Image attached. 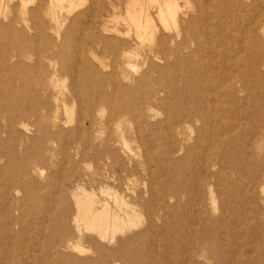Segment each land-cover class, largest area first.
I'll list each match as a JSON object with an SVG mask.
<instances>
[{
	"label": "rangeland",
	"instance_id": "1",
	"mask_svg": "<svg viewBox=\"0 0 264 264\" xmlns=\"http://www.w3.org/2000/svg\"><path fill=\"white\" fill-rule=\"evenodd\" d=\"M129 1L0 12V264H264V0H177L214 28L180 58L155 5L156 43L128 33Z\"/></svg>",
	"mask_w": 264,
	"mask_h": 264
},
{
	"label": "bare ground",
	"instance_id": "2",
	"mask_svg": "<svg viewBox=\"0 0 264 264\" xmlns=\"http://www.w3.org/2000/svg\"><path fill=\"white\" fill-rule=\"evenodd\" d=\"M9 1H11V0H0V12H3V10L5 8H8L7 6L9 5L8 4ZM65 1L69 2L71 4L73 2V0H50V2H51L50 3V9L52 10V16H53V19H54V27L56 29L59 28L60 20L58 19V17H57L55 12H56V10L58 8L62 9L64 7V2ZM146 1L147 2H144L143 0H130L128 2V4H127V16L125 18V22H126V25L128 27L127 30H128L129 34H130V32H133L135 37H136L135 39H137V40H139L141 42L148 41L152 45H154L156 43V39L155 38H156V32L158 31V24L156 23L154 17L150 14V11H149V7H151L152 5H155L156 8H157V16H158L157 18H158V21L160 23L161 28H163L165 30L172 29V30L175 31V35L174 36H170V40H171L172 44L175 45V49L170 51V53H172L173 55H175V56L180 58V56L182 54V49L183 50L184 49L185 50L188 49L190 41H194V42L197 43V45L199 46L198 47V53H201L203 51L200 48V44L201 43L198 41V39L201 37V35H204L206 33L208 34V37L211 39V34L214 32V28H212V26H213L212 25V21L209 20L210 14H211V13H209V11H206V14L202 15V16L200 15V16H197V17H193V16L190 17V18L188 17L190 22H186V21H182L181 18L179 17V10H178L179 4H178L177 0H146ZM24 2H23V4H25ZM150 4H152V5L150 6ZM217 13H219V11ZM191 22L193 24L196 23V22L201 23L202 24V28H203L202 29V33L203 34H200V35L197 34L198 31L196 30L190 35L189 31H190V23ZM253 22L255 23L256 20L253 19ZM254 23H253V25H254ZM103 29L104 30H108L109 27L104 26ZM111 31H115V29L111 30ZM163 40H164V38L163 39L160 38V40L159 39L157 40V42H158L157 45L159 46V49H153L152 48L151 49L152 53H154V54L155 53H158V54H162L163 53V51H164ZM260 44L261 43H260L259 39L256 36L252 37L251 43H250L251 46H257V45H260ZM207 54H208V52H207ZM209 54H210V52H209ZM249 58H251V60H255L256 56L255 55H251ZM249 58H247V59H249ZM179 60H181L180 63L182 65L188 63L184 59H179ZM195 74H199L200 75L201 74V70L197 69ZM192 90H193V88H192ZM192 90H191V93H192ZM217 92L218 93L221 92L220 91V87H218V91ZM216 105L217 104H215L214 108L217 107ZM204 108H205V106H204L203 102L200 103V102H198V100H197V102L195 101V104L192 105V110L190 111V115H187L188 118H185V117H184V119L182 118L181 121L179 123H177L176 127L181 126L182 123L187 122L188 120H190L191 117H195L198 120H203L204 121L207 118V115L204 112ZM217 108L215 109V111H214L215 113L214 114H218L219 113ZM213 123H215V122L213 121ZM211 143H212V141H211ZM208 149H209V147H208ZM204 159L206 160V157ZM87 195H89V194H87ZM88 198H90V197H88ZM119 199L121 200V198H119ZM77 200H78V198H77ZM77 203L80 206V208H82V212L80 214V217L83 218L84 220H87L88 223L92 227H96L97 226V218L99 216L93 210V204L90 203L88 200L87 201L78 200ZM124 205H125V202H124ZM121 206H122V204H121ZM118 207H120V206H118ZM105 209L103 210L104 211L103 216H105V218L108 219L110 214L107 215L108 211H106ZM125 209L127 210L126 207H125ZM133 213H135V212H133ZM136 214H137V212H136ZM133 217H135V216H133ZM137 218L139 219V217H137ZM119 221H120V219H119L118 215L116 216L114 214V218H113L114 224L118 225ZM101 233L106 234L107 233V229L104 230V231L102 230Z\"/></svg>",
	"mask_w": 264,
	"mask_h": 264
}]
</instances>
